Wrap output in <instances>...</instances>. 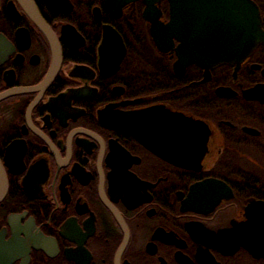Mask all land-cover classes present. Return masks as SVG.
I'll list each match as a JSON object with an SVG mask.
<instances>
[{"label":"flooded vegetation","instance_id":"af4514ba","mask_svg":"<svg viewBox=\"0 0 264 264\" xmlns=\"http://www.w3.org/2000/svg\"><path fill=\"white\" fill-rule=\"evenodd\" d=\"M33 1L62 61L47 82L50 41L19 0H0V95L10 93L0 100V264H264L263 216L247 210L264 203V43L237 72L191 64L179 74V56L152 42L143 0L114 12L70 0L68 13ZM253 1L264 31V0ZM157 6L167 25L169 1ZM105 25L126 48L117 70ZM67 26L80 38L65 40ZM167 112L209 131L192 167Z\"/></svg>","mask_w":264,"mask_h":264},{"label":"water","instance_id":"95a60500","mask_svg":"<svg viewBox=\"0 0 264 264\" xmlns=\"http://www.w3.org/2000/svg\"><path fill=\"white\" fill-rule=\"evenodd\" d=\"M32 20L36 22L48 38L52 46L53 66L50 71L47 82H50L57 75L62 61V50L56 35L50 29L33 0H19ZM49 7L57 13H68L73 11V5L70 0H43ZM120 0H106V3L112 12L117 7ZM147 4L144 11V18L151 22L150 36L154 46L162 53L174 52L179 59L174 62L173 69L176 73L183 74L186 67L191 64H198L206 70L216 67L219 64H231L236 66V72L240 64L246 60L260 43H264V31L262 29V17L260 9L253 0H168L170 4V21L163 25L160 21L161 11L158 4L162 0H143ZM98 20L100 18L98 17ZM68 32L65 35L72 39L80 38L79 34L72 26H67ZM179 33L181 35L179 36ZM183 37V38H182ZM175 38L181 39L182 44L176 47ZM119 44L121 48L118 60L115 63V70L119 68L122 59L125 56L126 48L122 36L111 26H104V43L109 46ZM116 51L119 54V48ZM235 72V74H236ZM260 90L259 88L248 90L245 95L249 98ZM219 94L233 96L231 90L220 89ZM10 93L0 95V100L7 97ZM155 115H161L163 112L155 111ZM152 111L142 112L139 116H152ZM164 115V114H163ZM169 117L167 126L171 124L181 127L177 136L182 138L184 166L192 167L191 159L193 151L196 149L195 142L199 141L203 145L198 157L205 151L208 129L200 127L192 119L183 114L166 113ZM124 128L128 129L126 124L127 115L122 116ZM205 133L202 135L201 133ZM181 133V134H180ZM138 138H142L138 135ZM248 212L262 214L263 216V234L264 245V203H252L247 208ZM248 234V233H247ZM260 239V235H247V242ZM250 249L255 250V242L250 241Z\"/></svg>","mask_w":264,"mask_h":264},{"label":"trees","instance_id":"16d2710c","mask_svg":"<svg viewBox=\"0 0 264 264\" xmlns=\"http://www.w3.org/2000/svg\"><path fill=\"white\" fill-rule=\"evenodd\" d=\"M141 36L142 35H139L138 37H136V39L140 38V41H139V39H138V41L136 40V45H138L139 47L141 46L142 50H146V48L148 47L147 43H146L145 39L143 38V36L142 37ZM134 37H135V35H134Z\"/></svg>","mask_w":264,"mask_h":264},{"label":"rangeland","instance_id":"374dc122","mask_svg":"<svg viewBox=\"0 0 264 264\" xmlns=\"http://www.w3.org/2000/svg\"><path fill=\"white\" fill-rule=\"evenodd\" d=\"M141 53V51H139Z\"/></svg>","mask_w":264,"mask_h":264}]
</instances>
